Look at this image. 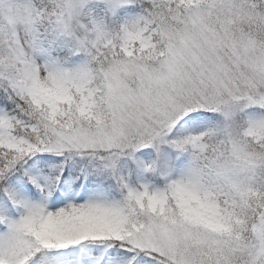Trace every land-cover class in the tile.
<instances>
[{"label":"snow or ice","instance_id":"snow-or-ice-1","mask_svg":"<svg viewBox=\"0 0 264 264\" xmlns=\"http://www.w3.org/2000/svg\"><path fill=\"white\" fill-rule=\"evenodd\" d=\"M0 264H264V0H0Z\"/></svg>","mask_w":264,"mask_h":264}]
</instances>
